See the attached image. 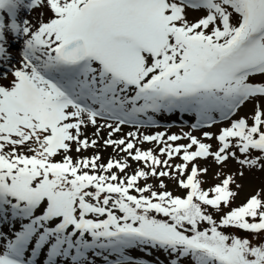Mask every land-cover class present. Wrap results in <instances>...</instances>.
Masks as SVG:
<instances>
[{
  "label": "snow or ice",
  "instance_id": "snow-or-ice-1",
  "mask_svg": "<svg viewBox=\"0 0 264 264\" xmlns=\"http://www.w3.org/2000/svg\"><path fill=\"white\" fill-rule=\"evenodd\" d=\"M0 66V264H264V0H0Z\"/></svg>",
  "mask_w": 264,
  "mask_h": 264
},
{
  "label": "rangeland",
  "instance_id": "rangeland-1",
  "mask_svg": "<svg viewBox=\"0 0 264 264\" xmlns=\"http://www.w3.org/2000/svg\"><path fill=\"white\" fill-rule=\"evenodd\" d=\"M31 19V17H28ZM14 47L12 49V54L13 56L19 58V49L22 47L19 41H14L13 43ZM4 68L3 66H0V72H3ZM6 71V69H5ZM10 79V75H9ZM0 83L6 84L8 83L7 79L0 80ZM248 109H244L241 112V115L244 114V112H247ZM160 121V124L162 127L160 129H153L151 131H168L170 133H174L177 135H183L184 133L188 132L191 133L192 135L197 136L198 138L203 139V131H211L213 133H217L221 127L224 126L225 122H220L217 125H213L211 128H204V129H194L192 128V125L196 123V117L194 114H184L181 116L180 114H173L172 116H164V117H159L158 118ZM170 125V127H166ZM187 140H181L180 143H187ZM213 144V147L215 148L216 142L213 141H205ZM147 147V145L145 146ZM111 151V150H109ZM90 153H84V155H89ZM105 156H107V153H105ZM179 159H176L173 161V163H179ZM239 169V165H237L235 162L229 161L227 167L220 169L218 168L215 164L209 162V171L206 174L205 177H202L206 182L203 183V187L205 189L214 186L216 183H219V179L216 177V173L219 172L220 179L223 178L225 174H231L237 172ZM237 181L242 185V189L240 190V195L238 196L236 203L239 204L245 200L247 196L250 194L254 193L257 189H259L261 186H264V172L261 171H253V172H248L245 170V175L243 178H240L237 176ZM149 182H154V181H149ZM165 182L168 184L169 190H172L175 194H182V191L178 189L176 186L175 182L168 180L167 178L165 179ZM243 235V233H240ZM134 255L139 256L140 253L136 252L133 253ZM152 259V258H148Z\"/></svg>",
  "mask_w": 264,
  "mask_h": 264
}]
</instances>
